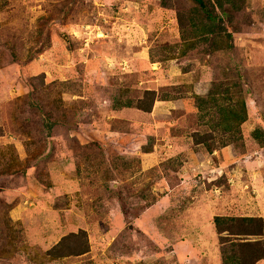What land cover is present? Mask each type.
I'll list each match as a JSON object with an SVG mask.
<instances>
[{
  "label": "rangeland",
  "instance_id": "rangeland-1",
  "mask_svg": "<svg viewBox=\"0 0 264 264\" xmlns=\"http://www.w3.org/2000/svg\"><path fill=\"white\" fill-rule=\"evenodd\" d=\"M213 13L203 39L197 0H0V264H222L221 236L264 239L213 222L264 218V0ZM211 98L245 102L240 136Z\"/></svg>",
  "mask_w": 264,
  "mask_h": 264
},
{
  "label": "trees",
  "instance_id": "trees-1",
  "mask_svg": "<svg viewBox=\"0 0 264 264\" xmlns=\"http://www.w3.org/2000/svg\"><path fill=\"white\" fill-rule=\"evenodd\" d=\"M225 1H229V0H211L210 6L208 8V5L206 2H204V0H197L200 8L203 10L207 18V21H209L208 24H206L204 27L201 28V30H199L200 36L203 39H207L210 35L218 34L220 32L219 27L216 24V20L221 19L222 17L217 14H214L213 11L215 10V8L222 9V5H224ZM224 35L228 37L231 36L229 32H224ZM191 47L192 44H188L186 48H191ZM185 51L186 50H184L182 53H185ZM211 100L215 102L214 106L216 108L214 113L218 115V121L213 120V122L210 123L213 126L212 128L214 129L217 128L219 129V131L227 133L228 136L231 137H237L236 134L240 136V125L247 119L245 102L240 100L237 101L238 99H236L234 101H231L233 103L230 102L227 106H224L223 104H221V102H218L217 98H211ZM201 101L203 100L201 99ZM123 106L131 107V104L130 102H127L123 104ZM140 107L144 111H149L150 109V105L143 104ZM196 135L198 138L201 139V141H204L203 137H200L199 134ZM251 136L253 139L260 140L261 137L264 136V132L259 128H255L252 131ZM213 222L218 233H222L223 231H229V233L231 234H235L237 232L238 234L247 233V234L258 235V234H263L264 232V218L258 216L237 217V216L217 215L214 216ZM70 237L73 238L75 237L74 247H76V249L74 250V252L76 254H82L89 250L88 240L86 238L85 231L80 230L76 234H71ZM226 241H229L227 245H226ZM220 242L223 243L220 246L223 247L220 252L222 264H239V263L254 264L256 261L260 259H264V239L255 240V241H242L239 243L238 242L235 243L231 241V238L229 236H221ZM238 246H241L242 254H239ZM228 247H233L234 249H236V254L233 253V255H235L234 257L228 256L227 254ZM54 248H57V246H54L53 250ZM244 254H245V258L243 256Z\"/></svg>",
  "mask_w": 264,
  "mask_h": 264
}]
</instances>
